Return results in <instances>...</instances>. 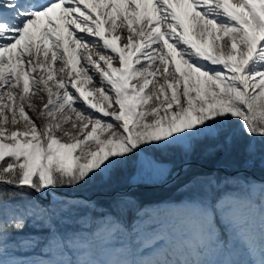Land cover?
<instances>
[{"label": "snow or ice", "instance_id": "1", "mask_svg": "<svg viewBox=\"0 0 264 264\" xmlns=\"http://www.w3.org/2000/svg\"><path fill=\"white\" fill-rule=\"evenodd\" d=\"M202 145L225 166L264 168V0H0V264H264V234L257 242L242 219L250 199L231 190L252 181L198 172ZM129 165L186 177V235L155 259L131 250L138 239L131 259L98 258L96 201L57 193L98 187L110 196L106 230L135 233L117 186ZM221 218L237 223L242 251Z\"/></svg>", "mask_w": 264, "mask_h": 264}, {"label": "rangeland", "instance_id": "2", "mask_svg": "<svg viewBox=\"0 0 264 264\" xmlns=\"http://www.w3.org/2000/svg\"><path fill=\"white\" fill-rule=\"evenodd\" d=\"M233 2H236V0H233ZM115 35H120V30L117 29ZM227 37H221V40L217 43L219 45H223L224 40H226ZM123 42V37L121 38V41H119V45H121ZM79 58V57H78ZM135 60V58H133ZM59 65V62H57L56 65H54V68H58L56 66ZM114 66L116 65L114 62ZM136 67L137 65H133ZM67 71V70H66ZM160 79L159 74L156 78L153 79V83L149 86V88L152 90L153 94L159 93V83L157 80ZM100 78L99 76L94 77V83L92 85H96V88H99L100 85H98ZM148 90H146L147 92ZM170 94V92H169ZM31 96L32 102H34L36 105H38L40 108L43 107V104L47 102V96L46 93H38L33 94L29 93ZM44 97L43 99L41 97ZM91 101L96 103L99 100L98 94H94L91 96ZM161 99H163V96H161ZM102 106H107V101L103 103ZM153 101L149 100L146 105L142 106V109L147 112L150 110L151 107H153ZM27 110V109H26ZM111 111V109H108ZM30 115H35V112L29 111ZM74 117V114H73ZM146 119L151 120L152 116L146 115ZM71 120L68 122L62 121V128L64 130H71ZM59 134V133H58ZM67 139V138H66ZM91 143V142H89ZM205 159L209 162V164L221 165L219 162V157L216 155H213L211 152V145H205ZM201 149H199L200 152ZM253 169H256L258 173L263 174L264 168H261L260 166H256L254 168L250 169H241L236 172L240 171H248L251 174H245V173H239L240 175H247L248 179L252 181V187L251 189H241L239 187L231 189L232 191L236 192L237 195L245 198L250 199L251 208L250 211H245L242 214V219L246 220L248 222V225L250 226L252 230V234L254 235L257 242L261 239L262 230H264V196L261 194V184L264 183V178H254V172ZM253 174V175H252ZM173 179V177L168 178L167 180L164 179H158L152 175H142L138 176L136 173V170L134 166L129 165V167L125 170L123 174L117 177V186L120 188V190L131 194V192L140 190L141 188H156V189H164L167 188L171 182L170 180ZM175 183V182H172ZM166 184V186H165ZM168 184V185H167ZM128 186V187H124ZM175 186V185H174ZM78 192H75L72 190L71 192H61L57 193V195H63V196H73L82 198L85 200H94L96 201V208L95 212L107 213L110 210V202L106 201L105 204L102 202L103 197L99 198V196H96V192H101L100 189L94 185L86 186L84 188L78 189ZM179 195L175 196L177 198L176 202L170 201L166 202L162 205H145V203H142V201H137L136 198L133 199V203H131L128 207L125 208L124 212L121 215V220L124 225H130L132 229L135 230V233H129L127 231H122L119 233H113L112 231H108L107 224L105 223L104 227L98 228V231L96 232V238L97 240L93 241V237H91L92 242L95 245V248L98 253H101V255L98 258L103 259H110V258H116V259H131L130 255H127L124 252V249L129 245L128 238L131 239H138V243H135L136 248L131 249L133 252H136L137 249L143 248V251L139 253V255H142L146 259H155L158 258L164 251L168 250L169 248H175L177 243L184 238L186 235L185 226L182 222L181 213L179 210H181L184 205L187 203L189 193L185 192L184 188L179 189ZM104 193V192H103ZM99 194V193H98ZM154 194L159 195V192H155ZM106 195V193H104ZM109 196V195H108ZM132 197V196H131ZM106 198V197H105ZM37 199H40L37 197ZM174 199V198H173ZM180 199V200H178ZM136 200V201H135ZM102 202V203H99ZM184 201V202H183ZM42 203H47L41 200ZM139 209V211H138ZM102 222V216L99 217ZM218 227L221 232H226L229 237H231L234 246L236 249L242 251L246 246V239L243 237L239 231V228L237 226V223L235 221L230 222L228 219L221 218L217 221ZM35 229H26V232L23 233L24 235L28 233H35ZM136 233H138V237L136 236ZM154 250L153 252H151ZM20 257H32V253L29 252H18L16 253ZM183 255H189L187 252H183ZM191 258V257H190Z\"/></svg>", "mask_w": 264, "mask_h": 264}, {"label": "trees", "instance_id": "3", "mask_svg": "<svg viewBox=\"0 0 264 264\" xmlns=\"http://www.w3.org/2000/svg\"><path fill=\"white\" fill-rule=\"evenodd\" d=\"M205 145H202L200 147V152H199V160H198V164H197V171L198 172H208V171H215V170H218V168H221L223 167L225 169V171L228 173V174H232L236 171H239L243 168H238L237 166H225L223 164H221L220 166L219 165H213V164H209L208 161H206V159L204 158L206 155L204 153L205 151V148H204ZM225 171L223 170H219L220 172V175H227L225 174ZM253 171H255L254 173V176L256 178H264V173L263 174H260L258 173V171L256 169H253ZM264 172V171H263ZM247 176V175H245ZM186 181V177H184L182 175V177L179 179V182L178 184H176L175 186H171V187H167V188H164V189H156V188H150V187H147V188H141L140 190H136V191H132L130 196H132V201L134 198H136V200L139 202V201H142V203H149L151 201H154L153 199H156L157 198H160L162 200H165L167 198H175V195L176 194H179V189L180 188H183V184L185 183ZM124 187H128V186H124ZM72 190H67V192H71ZM75 192H78L79 190H74ZM96 194H97V191H95ZM155 192H159V195L157 194H154ZM100 194H103V192H98ZM135 200V201H136ZM106 201H109L110 202V198H104L102 200V202L105 204ZM99 201V203H102ZM134 202V201H133ZM131 202V203H133ZM32 227H27L25 228L24 232H26V229H31ZM23 233H21L20 235H24Z\"/></svg>", "mask_w": 264, "mask_h": 264}, {"label": "bare ground", "instance_id": "4", "mask_svg": "<svg viewBox=\"0 0 264 264\" xmlns=\"http://www.w3.org/2000/svg\"><path fill=\"white\" fill-rule=\"evenodd\" d=\"M106 34H107V31H106ZM119 41H117V46H120L119 45V43H118ZM56 67H59V65L58 66H56ZM81 78H83V74H81ZM98 85H100L99 83H98ZM84 87H85V89L86 90H91V89H94V88H96V85H92V83H89V84H85V85H83ZM91 98V96L89 97V99ZM91 100V99H90ZM182 177V175L181 176H179L178 178H177V180H174V179H171L170 180V182H171V184L169 185V187H171V186H174V185H176V184H178V182H179V179ZM172 182H175V183H172ZM168 185V184H167ZM166 186V185H165ZM165 188V187H164ZM154 201H151V202H149V203H146L145 205H162V204H165V202L162 200V199H160V198H157L156 197V199H153ZM97 227H103L104 226V223L103 222H100V221H98L97 223H94ZM126 233H127V231H126ZM133 240V239H131V238H128V240ZM129 240V241H130ZM154 250H152L151 252H153Z\"/></svg>", "mask_w": 264, "mask_h": 264}]
</instances>
